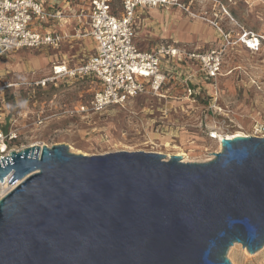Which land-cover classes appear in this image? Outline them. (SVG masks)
<instances>
[{"label": "water", "instance_id": "water-1", "mask_svg": "<svg viewBox=\"0 0 264 264\" xmlns=\"http://www.w3.org/2000/svg\"><path fill=\"white\" fill-rule=\"evenodd\" d=\"M206 161L32 144L0 159V264H233L264 247V136Z\"/></svg>", "mask_w": 264, "mask_h": 264}, {"label": "rangeland", "instance_id": "rangeland-1", "mask_svg": "<svg viewBox=\"0 0 264 264\" xmlns=\"http://www.w3.org/2000/svg\"><path fill=\"white\" fill-rule=\"evenodd\" d=\"M74 10L69 11V20H78ZM191 11L178 7L154 10L149 16L152 22H143L138 29V44L143 50H147L150 40L154 39L186 41L205 46L222 45V33L213 21L219 22L224 32L231 33L234 40L244 30L264 36V0H194ZM66 23L69 24L68 21ZM84 29L85 25L80 33L81 37L86 35ZM71 30L70 35L65 33V38L72 39L77 36L80 28L78 26ZM41 56L36 49H21L13 58L7 60L1 71L5 73L10 70L12 74L9 77L19 76L22 71H29L26 68L28 65L37 75H44L46 66L38 63L46 60L41 58L36 61ZM222 70L224 75L219 78L221 98L218 102L222 111L214 116L208 115L207 123L225 132L221 134L247 135L256 124L264 125V40L258 51H251L239 43L228 47ZM51 84H55L57 89L49 99L28 106L19 97L18 92L22 87H15L16 90L8 92H16V99L7 100L5 103V122L10 128V119L16 121L20 134L17 145L52 146L66 143L73 152L92 155L119 150H147L150 148L147 141L152 139L159 145L160 142L168 140L166 137L161 138L165 135L187 144L188 148L185 150L189 154L180 149L187 154L183 158L199 161L211 158L209 152L219 151L221 148L218 141L206 136L201 129L206 122L205 115L211 114L209 101V106L202 103L200 108L194 110L186 107L183 115L170 117L172 123L166 125L160 121L161 109H165L164 102L160 97L149 94H139L125 105H112L102 114L54 116L44 125H37L35 113L43 111L46 115H51L63 107H72L77 101L89 98L95 87L92 78L75 75L60 78ZM159 127L165 133H160ZM177 140H171L172 144ZM191 141L194 143H190ZM155 147L167 155L174 154L170 153L171 150L164 149L163 145ZM228 257L233 264H264V247L251 253L241 243H235L230 247Z\"/></svg>", "mask_w": 264, "mask_h": 264}, {"label": "built area", "instance_id": "built-area-1", "mask_svg": "<svg viewBox=\"0 0 264 264\" xmlns=\"http://www.w3.org/2000/svg\"><path fill=\"white\" fill-rule=\"evenodd\" d=\"M193 2L194 0H0V57L21 48L60 45L65 33L57 31L55 26L64 24L69 11L75 8L78 9L76 17L84 19L88 25L86 35L95 42L94 53L80 66L70 68L65 63L54 64L52 75L22 83H7L1 81L0 76V159L9 156L14 149L20 150L26 146L16 143L20 135L16 121L10 119L12 127L6 126V90L37 85L45 87L69 75L94 80L95 87L89 98L80 100L72 107H63L55 114L38 112L37 125H44L54 116L102 114L112 105H125L139 94L166 97L170 94L166 86L179 83L184 91L182 96L193 102L203 100L207 105L209 101L211 114L205 115L206 122L201 129L206 136L218 141L219 145V134L225 132L216 126H210L207 121L208 115L214 116L222 111L218 105L221 98L219 78L223 76L226 50L239 43L251 51H258L264 36L244 30L234 40L231 33L224 32L219 22L213 21L222 33L223 42L222 45L209 49L187 50L181 48L176 41H165L152 50H143L135 41L136 18L141 9L172 6L192 12ZM158 131L165 133L162 127ZM247 135L264 136V125L256 124ZM147 143L159 146L152 139ZM209 156L212 158L213 154ZM185 161L199 160L186 158ZM11 189L4 192L0 187V199Z\"/></svg>", "mask_w": 264, "mask_h": 264}, {"label": "crops", "instance_id": "crops-1", "mask_svg": "<svg viewBox=\"0 0 264 264\" xmlns=\"http://www.w3.org/2000/svg\"><path fill=\"white\" fill-rule=\"evenodd\" d=\"M78 2H81V1H78ZM161 9H172V6L171 7H157V8L146 7V8L141 9L138 12V16L136 18V38H137V36H139L138 29L140 28L141 24L143 22L144 23L145 22L146 23L152 22V20L149 18L151 13L154 10H161ZM75 11L78 12V9L75 8ZM168 13H170V12L168 11ZM145 15H148V16L144 17ZM67 21L69 24H71L72 28H74V27L76 28L78 26L80 28L79 34H77V36L73 37L74 39L73 38L71 39L70 37L64 38V40L58 46H42V47H38V48H21L24 50L36 49V52L42 54V56L38 59L42 58V60H46V61L45 62L41 61L42 63H38V62L37 63L41 66H44V65L46 66V72H45L46 74L39 76L34 72V70H31L27 65L26 68H28L27 70H29V71H22L19 76L9 77V75L12 74V72L10 70L8 72H5V73L2 72L1 70L10 57L13 58V56H15L18 52L21 51V49L12 50V51L8 52L7 54H4L3 56L0 57V60H1V66H0L1 81L7 82V83H22V82H26V81H30V80H38L40 78L52 75V69H53L54 64L65 63L70 68H74V67H77V66L84 64L88 60V58L94 53L95 42L93 41V39L89 35H85V36L81 37L80 33L83 29V26L85 25L84 33H87V31L89 29L88 25L85 24L86 22L84 19H78V20L66 19L64 24L62 23V24L56 25L55 29L57 31H61L63 33H67L68 35H70L69 32L72 31L71 30L72 28H69L71 26L69 24L67 25V23H66ZM66 27H67V29H66ZM74 33L75 32L73 31V34ZM136 38H135V41L138 44V40H136ZM165 41H175V40H170V39L169 40L168 39H154V41L150 40V43L148 45L149 47L147 50H152L158 44L165 42ZM176 42H178V45L181 48H185L187 50L209 49L212 47H216V46H212V45L211 46L210 45H208V46L194 45L193 43L186 42V41H176ZM138 46L141 47L139 44H138ZM217 46H219V45H217ZM73 51H76V52H73ZM38 59L36 61H38ZM222 72L224 75L223 70H222ZM220 77H222V76H220ZM166 88L170 91L169 92L170 94H168V96H166V97L158 96V97H160V100H162V102H164V105H165V107H164L165 109H161V114H160V119H161L160 121H162L164 125L172 123V121L169 120L170 117H173L174 115L178 116V117L183 115L186 107L192 108L194 110L195 108H200L201 104L202 103L204 104V102H205L203 100H196L193 102L190 98L182 96L184 91H183L182 85L179 83L178 84H176V83L168 84L166 86ZM13 89H15V88L14 87L9 88L6 90V92L13 91ZM149 95H151L152 97L157 96L154 94H149ZM78 102L79 101H77L76 104ZM73 105H75V104H73ZM32 114H33V112H32ZM35 114H37V113H35ZM80 116H82V115H80ZM178 117H175V118H178ZM188 119L191 120L192 118H188ZM162 137H164V138L166 137L168 140H165V142L159 141L161 143L159 145H163L164 146L163 148L166 150L167 149L171 150L170 153H176L177 154L178 151H180V149H184V151H186L185 149L188 148L187 144L179 142V140H177V139H173V138H170L169 136H165V135H162L161 138ZM184 137H187V136H184ZM169 140H170V142H169ZM171 140L173 142H175V140H177V142L175 144H172ZM168 143H169V146H166V144H168ZM147 145L150 148H148L146 151H151V150L161 151V150L155 149L156 147H154L152 144H147ZM184 145H186V146H184Z\"/></svg>", "mask_w": 264, "mask_h": 264}, {"label": "trees", "instance_id": "trees-1", "mask_svg": "<svg viewBox=\"0 0 264 264\" xmlns=\"http://www.w3.org/2000/svg\"><path fill=\"white\" fill-rule=\"evenodd\" d=\"M56 89H57V87L55 86V84L50 83V84H47V86H45V87L41 86V85L32 86V87H22L19 89L18 93H20L19 97L23 100V104L28 106V105H32L36 101H43L45 99H49L53 95L52 93ZM15 93L14 92H11V93L5 92V95H4L5 101L4 102L6 103L7 100L16 99ZM10 115H12V114H10Z\"/></svg>", "mask_w": 264, "mask_h": 264}, {"label": "bare ground", "instance_id": "bare-ground-1", "mask_svg": "<svg viewBox=\"0 0 264 264\" xmlns=\"http://www.w3.org/2000/svg\"><path fill=\"white\" fill-rule=\"evenodd\" d=\"M39 60V59H38ZM40 63H42V62H40ZM219 136H220V146L222 147V139L224 138V137H227V138H234L235 136H246V134L245 133H233V134H219ZM177 154H180V155H182V156H187V154L183 151V150H180V151H178V153ZM186 160V159H185ZM0 187L2 188V190L5 192V191H7L8 189H10V188H13V185H11L9 182H8V179H6V181H4V182H0Z\"/></svg>", "mask_w": 264, "mask_h": 264}]
</instances>
